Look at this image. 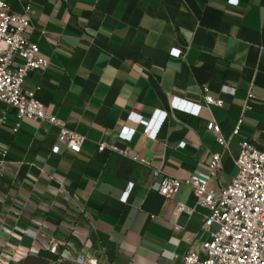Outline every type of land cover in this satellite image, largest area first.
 <instances>
[{"label": "crops", "instance_id": "1", "mask_svg": "<svg viewBox=\"0 0 264 264\" xmlns=\"http://www.w3.org/2000/svg\"><path fill=\"white\" fill-rule=\"evenodd\" d=\"M6 1L31 13L26 35L49 60L25 87L87 140L74 155L57 126L20 121L0 104V256L185 264L217 227L204 228L210 210L191 186L165 197L155 183L188 178L219 152L213 186L225 187L244 140L264 149V0ZM207 95L223 106L207 104ZM174 98L202 105L201 113L175 109ZM160 110L167 118L150 138L142 120ZM210 121L222 126L227 147ZM124 127L136 129L131 140L119 136Z\"/></svg>", "mask_w": 264, "mask_h": 264}, {"label": "built area", "instance_id": "2", "mask_svg": "<svg viewBox=\"0 0 264 264\" xmlns=\"http://www.w3.org/2000/svg\"><path fill=\"white\" fill-rule=\"evenodd\" d=\"M237 3L238 0H230ZM33 26L29 11L15 12L6 0H0V104L12 107L20 121L35 119L55 125L59 129L58 141L67 150L76 155L81 152L87 137L70 128L58 117L51 113L47 106L38 98L36 90L25 87L28 75L37 70H45L49 60L41 56L38 42L26 35ZM180 56L181 50H173ZM226 91L235 92L232 87H225ZM253 95L250 94V98ZM207 104L223 106V101L212 96H206ZM175 109L192 115H199L203 108L200 104L189 103L179 98L172 102ZM167 113L157 111L150 120H142L145 124V134L156 138ZM242 121L235 127L233 134H239ZM20 128V122L17 123ZM208 130L213 132L217 141L227 147L228 139L223 133L222 126L216 121H210ZM136 129L124 127L119 136L131 140ZM185 142L181 143L184 147ZM99 145V150L107 148ZM55 153L61 152V146L54 147ZM237 175L225 187L213 186L215 176L223 167L222 153L214 152L206 168H198L188 178L165 176L155 183L156 190L165 197L176 195L183 185L193 188L197 203L207 207L204 228L217 227L211 233V238L202 244L201 250L191 248L184 257L185 264H264V149L255 143L244 140L236 159ZM161 174L160 170L155 175ZM134 184L130 183L124 193L123 200H127ZM186 209L179 205V211ZM54 253L56 248L51 249ZM6 264H16L12 258H3ZM79 264H98L96 259L78 257Z\"/></svg>", "mask_w": 264, "mask_h": 264}, {"label": "rangeland", "instance_id": "3", "mask_svg": "<svg viewBox=\"0 0 264 264\" xmlns=\"http://www.w3.org/2000/svg\"><path fill=\"white\" fill-rule=\"evenodd\" d=\"M16 264H78L76 262H69V261H62V262H50L44 259H37V258H26L21 260L20 262L17 261Z\"/></svg>", "mask_w": 264, "mask_h": 264}]
</instances>
